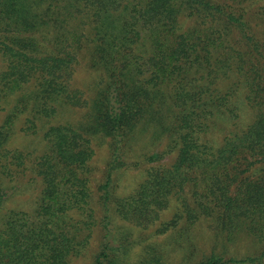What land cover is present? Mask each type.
<instances>
[{"label": "trees", "instance_id": "obj_1", "mask_svg": "<svg viewBox=\"0 0 264 264\" xmlns=\"http://www.w3.org/2000/svg\"><path fill=\"white\" fill-rule=\"evenodd\" d=\"M248 3L256 4L251 12ZM181 17L192 24L183 27ZM83 47L100 77L94 96L85 100L82 123L46 126L47 148L30 166L41 190L31 211L2 215L0 264H70L87 247L96 223L89 185L93 135L109 139L105 181L98 186L103 228L109 203L120 219L148 228L175 202L176 212L156 234L179 220L192 225L206 217L225 243L242 233L260 246L241 257L213 253L198 264H264V0H0V111L15 94L0 127V151L21 114L43 125L57 106L76 104L69 79ZM240 85L252 120L221 145H208L202 138L216 117H240L232 104ZM149 121L167 143L146 160L172 152L175 159L150 166L133 192L116 196L113 172L127 166L128 144ZM36 127L25 120V128ZM2 152L24 164L21 152ZM6 197L0 186V206ZM103 237L93 264L133 263L126 236L117 245L106 240L109 233ZM141 256L133 264L160 258L154 249Z\"/></svg>", "mask_w": 264, "mask_h": 264}, {"label": "rangeland", "instance_id": "obj_2", "mask_svg": "<svg viewBox=\"0 0 264 264\" xmlns=\"http://www.w3.org/2000/svg\"><path fill=\"white\" fill-rule=\"evenodd\" d=\"M245 7L251 12L256 4H245ZM251 9V10H250ZM182 26L187 27L192 24V19L181 17ZM89 47H83L78 53L77 62L73 67L70 76L71 95L75 91L76 104L66 103L57 106L55 115L49 119L45 118L43 125L41 119H34L30 114L23 113L15 121L12 133L3 149L21 152L24 164L17 165V162L6 160L3 155V149L0 151V186L4 189L7 197L0 206V219L9 209H22L31 211L34 202L41 190V183L38 176L31 171L30 166L35 159L40 156L47 148V143L43 138L46 126L53 123H71L78 125L84 121L87 111V102L94 96L93 85L100 78L95 70L91 69L88 58ZM4 68V62L0 57V71ZM227 81H222V83ZM242 85L239 92L232 100V104L237 107L240 115L238 120H233L226 114L215 118L216 124L208 133L207 137L202 138L209 140L208 145L219 146L223 138L231 131H237L250 122L254 116V111L247 106L244 101ZM15 94L8 97L5 110L0 111V127L6 117L7 111L11 106ZM85 100L87 102H85ZM31 118L36 122V129L25 128V120ZM150 124L140 125L139 130L134 134L126 149L124 158L127 166L113 172L112 190L116 196H125L133 192L134 188L144 179L146 170L153 165L168 166L175 159V152L168 153L154 162H148L146 158L154 152L161 153L167 143L166 136L161 137L156 128ZM27 124V123H26ZM31 127V122H28ZM27 129V130H26ZM91 146L94 149V155L89 162V185L93 191L92 206L95 211L96 223L91 228L89 243L84 251L76 257H72L70 264H93L94 257L101 249L105 238V232L109 233L106 240L117 245L120 240L119 236H126L130 245V261H138L145 250L154 249V253L160 257L158 264H198L205 257L216 254L227 257H241L255 253L259 245L254 243L253 239L245 234L239 233L234 241L226 242L221 237H217L212 230V222L209 218H200L195 223L186 224L185 221L179 220L177 226L163 234H156V227L163 221L172 218L176 212V204L173 202L167 209L160 213V218L155 224L148 228H138L131 223L120 219L113 210V205L109 203L110 210L109 220H106L108 229L103 228V207L99 205L98 186L105 181V174L110 158L109 139L101 135L91 136ZM166 149V148H165ZM135 163H137L135 165ZM5 165V166H4ZM111 187V185H110ZM124 233V234H123ZM128 236V237H127ZM127 255V256H128ZM142 258V256H141ZM140 259V258H139ZM132 263V264H133Z\"/></svg>", "mask_w": 264, "mask_h": 264}]
</instances>
